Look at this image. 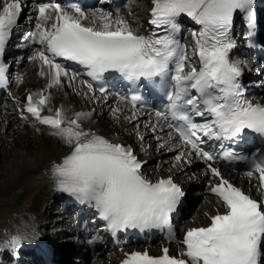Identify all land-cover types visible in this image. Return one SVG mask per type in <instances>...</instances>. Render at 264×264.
Masks as SVG:
<instances>
[{
	"label": "snow or ice",
	"instance_id": "snow-or-ice-1",
	"mask_svg": "<svg viewBox=\"0 0 264 264\" xmlns=\"http://www.w3.org/2000/svg\"><path fill=\"white\" fill-rule=\"evenodd\" d=\"M254 5L255 0H151L152 30L145 34L133 30L119 6L86 8L80 0H69L66 6L34 3L28 13L35 24L22 47L31 50L29 61L40 62L47 91L26 94L21 118H31L37 131L38 125L47 126L69 148L50 165L56 191L94 209L112 236L155 229L167 230V239L176 241L172 219L185 193L174 176L153 180L146 175V162L130 145L94 130L95 109L50 105V90L64 84L86 100L107 101L105 80L110 74L126 81L130 93L115 94L113 115L136 124L141 145L146 134L139 119L147 114L143 127L158 149L175 151V160L182 163L191 164L193 157L202 160L218 178L209 191L223 211L205 213L206 225L188 228L176 241L182 246L179 255H171L167 247L158 256L132 251L121 264H264V200L226 179L212 163L218 156L244 163L245 175L256 176L258 189L264 191V150L246 153L224 143L254 142L257 137L264 141V103L246 98L242 77L247 61L232 55L237 15L247 26L248 46H254ZM24 11L25 0H0V87L8 86L10 65L4 56ZM181 17L197 26L189 30L190 39L180 36ZM69 62L82 66L88 78L72 71ZM142 84L162 95L161 106L148 105L138 94ZM212 141L219 143L218 150ZM23 240L17 233L7 244L17 249Z\"/></svg>",
	"mask_w": 264,
	"mask_h": 264
},
{
	"label": "bare ground",
	"instance_id": "bare-ground-1",
	"mask_svg": "<svg viewBox=\"0 0 264 264\" xmlns=\"http://www.w3.org/2000/svg\"><path fill=\"white\" fill-rule=\"evenodd\" d=\"M149 3H151V0ZM136 10L139 12L142 11L139 7H136ZM148 11L149 13H147L149 16L151 9ZM148 16L144 14L146 21ZM124 17L128 20L127 16ZM32 23L35 24L34 19ZM132 28L134 31H137L136 27L132 26ZM26 52L31 54L30 49H26ZM238 58L247 61L245 66L247 68H253L257 65V63L249 61L243 53H241ZM16 75L24 81L25 85L23 91H27L26 93L29 91H38L40 89H45L47 91V79L40 75L39 61H35V64L30 65L27 69H18ZM50 91V105L53 108L64 104L71 105L76 110L89 111L95 109L92 116L94 121L92 126L94 130L107 137H118L120 142L130 145L134 149L135 153L140 157V160L147 159L148 165H145L143 172L151 179L154 180L161 175L169 174H176L178 178L187 177L185 175L190 168L189 164L176 161L175 151L168 152L167 149H158V144L154 136L140 127V131L145 133L148 138L147 142H153L150 148L152 149V147L157 146V150H160L159 156L155 157V155H153L154 151L151 149L149 151L146 148L149 143L144 144L143 142L144 146L141 145V142L135 135V129L129 127L132 123L125 120L123 116H121L119 120L116 119L113 115L112 108L117 105V100L113 97L109 96L107 101L101 99L99 103L89 101L77 95L74 87H68L67 84L53 87ZM25 97L22 98L19 96L12 101L10 96H8L7 100L9 102L6 103L11 107L4 111L0 110V131L2 132V135H0V156L4 152V150H2L5 141L3 137H5L6 140L9 138V142L12 144L15 139V133L17 134V139L21 137L19 135L21 132V134L24 135L30 134L33 138V140H22V144L19 141L16 142L18 146L24 145L26 154H20L17 155L18 157L13 158L10 162V166L5 169V173L0 175V228L7 229L3 236H8L9 234L14 235L18 231H24L26 228L31 231L33 228L35 229V227H37L38 216L42 215L44 205L47 204L48 201H51V199L56 198L55 185L49 171L50 165L53 161L60 160L62 156L69 151V148L62 141L49 134L50 130L47 126L38 125L40 130L37 131V127L33 126L31 118L27 121L21 118L22 108L20 102L24 101ZM255 101L264 103V97L256 96ZM120 107H123V104H120ZM44 114H48L46 110ZM124 115H129V112L125 111ZM147 119V115H143L140 117L139 122L142 124V122ZM15 124L18 126L17 128L21 125L26 127L27 124H30V127L22 131L16 130L17 128L15 127L16 129H14L16 131H14L13 127ZM112 129H114L116 134L112 133ZM12 137L14 138L12 139ZM158 158L161 159L160 162H158ZM155 162H158V165L152 166L151 163ZM181 167L183 170H181ZM198 193L199 195H197ZM193 196L203 198V204H200L194 210V215H192L191 219L187 222L190 226L205 221L206 217H204L201 212L203 210L212 212L211 208L214 204L213 198L205 193L195 191L194 187L191 188V197ZM195 199L196 198L193 197V200ZM53 204H56V202L53 201ZM53 208L55 210L57 209L55 206ZM43 225H45V222L41 224V227ZM2 240L3 238H0V242ZM33 240L35 239H31L30 241ZM115 258L118 259L119 257Z\"/></svg>",
	"mask_w": 264,
	"mask_h": 264
},
{
	"label": "rangeland",
	"instance_id": "rangeland-1",
	"mask_svg": "<svg viewBox=\"0 0 264 264\" xmlns=\"http://www.w3.org/2000/svg\"><path fill=\"white\" fill-rule=\"evenodd\" d=\"M134 1H136V3H135V5L137 6V7H139V8H141L142 9V11L141 12H139V11H137V10H133L132 8H130V10H128L130 13L128 14V18H130V21L132 20L133 22V24L132 25H135L136 27L137 26H141V25H145V17H144V14H147V11H148V9H149V3H148V0H134ZM135 5H134V7H135ZM32 64H34V61H32V62H29V63H26V65H24V68H28L30 65H32ZM24 85H25V83H24V81L23 80H21V79H16V83L14 84V87H13V89H12V94L10 95V96H12V97H14V98H17L18 96H22V98L23 97H25V94H26V92H23V88H24ZM140 123V125H141V127H142V129L143 130H146L144 127H143V124H141V122H139ZM17 128L18 126H16V124H15V126L13 127V129L14 128ZM30 126L29 125H27L26 127L25 126H20L19 128H15L16 130H26V129H28ZM130 128H133V129H135L136 128V124L135 123H132V124H130V126H129ZM14 129V131H16ZM108 131H110V130H108ZM22 133V132H21ZM19 134L21 137L19 138V139H17V134L15 133L14 134V137H15V139H14V141H13V144L12 143H10L9 141H10V139L8 138L7 140H6V138L5 137H3V139L5 140H3L4 141V148H2V150H4V152L1 154V156H0V175L1 174H4L5 173V169H7L9 166H10V162H11V160L13 159V158H15V157H18L17 155H20V154H23V155H25L26 154V151L24 150V145H22V146H18V145H16V142L17 141H19L21 144L23 143V141L25 140H28V139H30V140H33V138H32V136L30 135V134H27V135H24V134ZM112 133H115V131H114V129H112ZM116 134V133H115ZM0 135H2V132L0 131ZM23 135V136H22ZM26 136V137H25ZM14 137H12V139L14 138ZM22 138V139H21ZM147 136L145 135V140H144V144L145 143H149L148 144V147H147V150H149L150 151V147H151V144L153 143V142H147ZM23 140V141H22ZM12 142V141H11ZM9 143V144H8ZM15 143V144H14ZM144 144H143V146H144ZM150 146V147H149ZM152 151H154V154L153 155H155V157H158L159 156V152H160V150H157V146H155V147H152V149H151ZM161 161V159L160 158H158V162H160ZM158 162H155V163H152L153 165H155V164H157ZM193 197H195L196 198V201H195V208H197L200 204H203V198H201V197H198V196H193ZM49 205H50V203H48L46 206H48L49 207ZM45 207V206H44ZM56 216H58L57 214H56ZM43 218V217H42ZM41 218V219H42Z\"/></svg>",
	"mask_w": 264,
	"mask_h": 264
}]
</instances>
